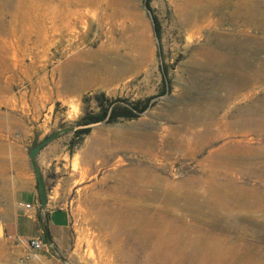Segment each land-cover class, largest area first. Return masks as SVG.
I'll return each instance as SVG.
<instances>
[{
	"label": "rangeland",
	"instance_id": "374dc122",
	"mask_svg": "<svg viewBox=\"0 0 264 264\" xmlns=\"http://www.w3.org/2000/svg\"><path fill=\"white\" fill-rule=\"evenodd\" d=\"M216 1L0 0V222L9 206L19 152L35 176L29 149L57 133L35 161L53 207L69 212L68 264H108L107 254L115 247L126 255L117 256L122 264H157V258L146 262L138 249L130 255L131 235L101 215L107 211L103 188L112 183L114 169L145 161L152 162L168 188L175 185L174 198L164 202L160 195L135 196L136 202L153 204L156 212L169 208L185 221L184 227L218 230L229 246L264 250L262 211L233 210L227 221L214 217L206 184L211 181L226 192L228 183L256 188L262 197L256 206L264 211V127L238 131L228 123L241 117L243 109L263 103L264 80L230 95L223 78L233 69L247 75L259 69L264 77V0ZM237 1L242 4L235 11ZM205 3L213 10L205 16L212 24L200 20L199 29H190ZM209 47L225 54L223 66L212 64ZM100 93L121 105L149 102L137 117L80 125L84 113L99 109ZM261 106L263 112L254 115L264 121ZM80 127L89 131L77 134ZM147 133L153 134L150 144ZM162 134L170 136L161 141ZM181 181H196L192 190L198 196L183 194L187 187ZM186 200H206L211 206L196 211ZM227 204L225 200L223 206ZM29 247L0 237V264H57Z\"/></svg>",
	"mask_w": 264,
	"mask_h": 264
},
{
	"label": "bare ground",
	"instance_id": "6f19581e",
	"mask_svg": "<svg viewBox=\"0 0 264 264\" xmlns=\"http://www.w3.org/2000/svg\"><path fill=\"white\" fill-rule=\"evenodd\" d=\"M218 1L219 0H217L216 2L218 3ZM254 1L258 2L260 0H252V2ZM239 4H242V2H239ZM239 4L237 1V3L235 4V11L238 10L237 7H239ZM208 5L209 3H205L204 6H202V8L197 11L199 12V15H194V19L189 25L190 29H199L201 27L199 26L200 20L203 22H207L208 24H212L211 18L209 17L210 20H208V18L205 17L208 14H213V10L212 12L211 10L208 11ZM241 19L244 20L243 22L247 23L246 19ZM254 23L256 24V26L258 25L256 22ZM182 24L184 25V23ZM205 27L208 26L206 25ZM202 47H204V45L201 46V49ZM206 53L210 56V61L213 65L215 64L217 66H223L225 54L222 51L209 47ZM223 76V78H225L229 83L230 95L237 92L243 85H246L250 82L255 83L257 81L264 80V77L259 73V69H257L253 75H247L242 71L233 69L230 70L229 74H223ZM260 102H263L262 104L260 103L261 105H263L264 99H260ZM261 105L256 109H243L240 113L241 117H236V121L233 120L232 122L228 123L230 125L234 124V126L238 128V131L246 129L255 130L260 126L264 127V121L254 115L257 112H263ZM245 115H249L250 117L244 118L243 116ZM226 127L228 128V126ZM240 134L245 135V133ZM199 135H201L200 132L195 133V142H197ZM169 136L170 135L162 134L160 136V140L165 141ZM146 139L148 144H150V142H153V134L147 133ZM115 144L116 143L110 144L108 145V147L115 146ZM150 149L152 150V148ZM251 150L254 151V149ZM234 152L233 154H235ZM109 155L110 154L108 153V156ZM107 162L108 161H106V163ZM151 163L152 162L150 161H145L143 164H141V166L137 164L128 167L118 166L114 169L117 170V173L115 172L116 175L114 174L111 176L113 178L112 183L103 188L104 192L108 193L106 197H103L101 199L102 204L106 207L105 209H107V211H103L101 215L105 216L106 219L112 220L113 222L115 221L119 230L126 231L128 232L129 236L131 235V248L128 250L130 251V255L131 250L138 249L139 251L144 252L146 262L152 260L153 258H157V264H264V250H259L252 247L240 248L238 246H229L226 240H222V238L217 236L218 230H205L199 227H190L189 225L184 227V225L182 224H184L185 221L181 220L176 215H172V212L169 208L164 207L160 210V212H156L153 204H141L132 199L135 196H147L154 198L155 196L160 195L162 197L161 199L164 202L173 200L174 192L172 194V191H174L175 185H171V187H174L172 189L168 188L167 185L169 184L164 183L165 178L155 172ZM237 170L242 171L243 173L251 174V170L242 168H238ZM194 184H196V181H181L179 183V185H186L185 187H187V190L183 194L188 195L189 197H197L198 195L196 194V192L192 190ZM206 184L208 185L209 190L207 194L211 196L214 202L213 206L209 207V213H211L214 217L217 216L218 218L221 217L222 220H226V218L230 216L229 212H232L233 210H245L248 213L255 212L256 210H258L259 212V210H261L262 215H264V211L256 206L257 203L259 204V202H261L262 200V197L259 195V191L256 188L245 187L239 184L232 185L228 183L226 187L230 190L226 192L224 191V189H222V187L220 188V185H216L215 183H213L214 185L211 184V181H207ZM209 195L208 197L210 198ZM225 200L228 201V204L223 206ZM186 202L189 206L191 205L192 208L196 209V211H200L205 206H211L206 200H204V202L202 203H197L195 201L190 202L188 200H186ZM219 207L223 209L221 210L224 211L225 215L222 214L221 216H219ZM144 212H147L148 214H145ZM158 214L159 216L156 217ZM199 219L200 218L198 217H193V222L199 224L200 222L197 221ZM130 225L132 226V228H130ZM133 236H135L136 239H134ZM107 255L109 256V259L106 257L108 259V264H122L117 256H123L122 259L126 257V255L122 253V250L117 247H115L114 250H112V252ZM99 256L100 252L98 250L97 257ZM113 256H115L116 260L113 258Z\"/></svg>",
	"mask_w": 264,
	"mask_h": 264
},
{
	"label": "crops",
	"instance_id": "0c3cea01",
	"mask_svg": "<svg viewBox=\"0 0 264 264\" xmlns=\"http://www.w3.org/2000/svg\"><path fill=\"white\" fill-rule=\"evenodd\" d=\"M23 152H19L13 180L10 202L1 221L3 237L22 242L39 237L42 247L36 250L57 264H68L70 238V216L64 207H53L47 191L46 205L40 204L37 183ZM31 207L26 208L25 204Z\"/></svg>",
	"mask_w": 264,
	"mask_h": 264
},
{
	"label": "trees",
	"instance_id": "16d2710c",
	"mask_svg": "<svg viewBox=\"0 0 264 264\" xmlns=\"http://www.w3.org/2000/svg\"><path fill=\"white\" fill-rule=\"evenodd\" d=\"M154 30L159 33L158 19L154 17ZM98 101L99 109L96 112H87L84 113L80 120V125L88 126L92 123L99 121L113 122L118 118L131 119L139 116L141 112L146 110L148 106L149 99L146 100H136L135 102L128 105H121L116 102V100L106 99L103 96V93H100L96 96ZM89 127H80L76 130L77 134L87 133Z\"/></svg>",
	"mask_w": 264,
	"mask_h": 264
},
{
	"label": "water",
	"instance_id": "95a60500",
	"mask_svg": "<svg viewBox=\"0 0 264 264\" xmlns=\"http://www.w3.org/2000/svg\"><path fill=\"white\" fill-rule=\"evenodd\" d=\"M57 133H53V134H49L47 137H45L43 140H41L40 142H37L33 147H31L29 149V162L31 164V168L33 170V172L35 173V178L37 181V189H38V193H39V200H40V204L41 206H45L46 202H47V191H46V187L44 184V181L42 179V174L36 164V157L37 154L39 152V150L47 143V142H51L55 137H56ZM0 237H3V231H2V226H1V222H0Z\"/></svg>",
	"mask_w": 264,
	"mask_h": 264
},
{
	"label": "built area",
	"instance_id": "2783aa9c",
	"mask_svg": "<svg viewBox=\"0 0 264 264\" xmlns=\"http://www.w3.org/2000/svg\"><path fill=\"white\" fill-rule=\"evenodd\" d=\"M25 207L26 208L31 207L30 203H26ZM26 242L29 244L30 246L29 248L33 250H38L39 248L42 247V243L39 237L27 239Z\"/></svg>",
	"mask_w": 264,
	"mask_h": 264
}]
</instances>
